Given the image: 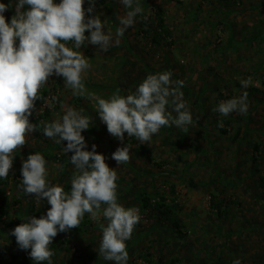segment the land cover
I'll list each match as a JSON object with an SVG mask.
<instances>
[{"label":"rangeland","instance_id":"374dc122","mask_svg":"<svg viewBox=\"0 0 264 264\" xmlns=\"http://www.w3.org/2000/svg\"><path fill=\"white\" fill-rule=\"evenodd\" d=\"M139 4L143 12L119 45L103 51L85 41L77 50L90 64L84 74L86 91L105 98L117 90L127 95L147 74L171 71L173 80L184 81L181 91L193 118L186 129L162 126L144 144L127 133L119 140L99 120L95 97L73 95L56 75L39 89L30 122L46 121L41 117L49 107L44 91L59 97L51 102L52 120L65 107L82 109L89 116V128L82 132L89 150L95 144L108 166L116 167L118 201L139 209L131 237L140 239L126 241L127 264H148L149 253L152 261L163 264H231L236 258L241 264H264V0H139ZM83 7H88V0ZM159 8L170 27L162 48L151 36ZM127 10L119 0H96L93 14L106 21V31L115 32L118 18ZM249 77L252 83L242 88L240 81ZM253 87L263 92L253 89L247 96V113L224 116L212 110L217 102ZM42 127L26 134L24 145L13 151L8 183L0 188V264H37L28 255L30 249L18 247L11 229L27 221L20 218L31 216L25 212L29 207L45 212L50 207L22 190V160L29 153L44 156L53 149L56 156L45 157L47 179L69 191L65 182H71L74 171L71 152L61 150L66 141L56 143L44 136ZM124 143L130 146L129 160L117 165L111 154ZM65 161L62 175L59 166ZM145 188L157 200L162 194L167 203L177 204L180 238L167 218L142 209L138 195ZM81 221L85 224L80 230L73 227L53 238L48 246L52 264H116L99 254L100 225L106 220L94 221L85 213Z\"/></svg>","mask_w":264,"mask_h":264},{"label":"clouds","instance_id":"9594fccd","mask_svg":"<svg viewBox=\"0 0 264 264\" xmlns=\"http://www.w3.org/2000/svg\"><path fill=\"white\" fill-rule=\"evenodd\" d=\"M119 2L128 10L118 18L112 32L105 30L106 21L99 13L93 14L96 0H88L87 8L83 7L85 0H15L14 15L7 20L4 13L9 3L0 0V179L9 174L13 151L24 145L26 134L41 130V124L44 136L56 143L66 141L61 150L71 152L69 160L74 168L70 190L65 191L62 185L47 179L46 160L40 152L29 153L22 160V190L37 203L46 200L50 207L39 218L30 216L16 225L11 235L20 249H30L28 255L37 264H52L49 244L58 232L77 227L85 213L94 221L101 217L106 220L100 225L99 254L116 264H127L126 241L140 220L137 207H125L118 201L116 167L108 166L95 144L89 150L82 132L89 128L90 118L82 109L65 107L63 114L51 122H30L35 102L40 99L39 89L50 76L62 77L64 87L75 96H94L99 120L109 134L122 141L127 133V137L144 144L162 126L171 124L184 130L193 119L181 91L184 81L173 80L171 71L147 74L127 95L117 90L105 98L86 91L84 74L90 64L77 51L81 44L87 41L103 51L119 45L135 17L143 12L139 0ZM251 83V77L240 81L242 88ZM248 107L244 91L217 102L212 110L227 116L233 112L245 114ZM217 126L222 127V122ZM129 153L130 146L124 143L111 158L118 165L129 160ZM59 167L62 170L63 166ZM231 264L241 261L236 258Z\"/></svg>","mask_w":264,"mask_h":264},{"label":"trees","instance_id":"16d2710c","mask_svg":"<svg viewBox=\"0 0 264 264\" xmlns=\"http://www.w3.org/2000/svg\"><path fill=\"white\" fill-rule=\"evenodd\" d=\"M150 19H151V17H150ZM150 19L149 20L147 19L146 23H149ZM154 20H155V25L151 28L152 40H154V42H156V44L160 45L161 48H162L164 46V42H163L164 38H166L167 35L170 34V27H168V25L165 23V12H164L163 8H159V9L156 10ZM69 44H71V42H69ZM253 89L256 90V91L263 92L262 89H260L258 87H253L247 93V96L253 91ZM49 94H50L49 92L44 91L43 100H44V98H47V96ZM58 99H59V97H56L55 100L58 101ZM50 114H51V108L50 107H45L43 109V113H42L41 117H45V120L47 122H51L52 119H51V115ZM36 122L40 123V120L37 119ZM40 126H42V124ZM221 129L225 131L224 128L221 127ZM141 149H143V150H140L143 153L145 148H141ZM47 156L55 157L56 153L53 152V149L50 150V148H49L48 152L44 151V157L47 158ZM67 164H68V162L65 161L62 164V166H63L62 170L60 168V171H61L62 175H64L66 170H67V166H68ZM8 180H9V174L5 178L0 179V188H2L3 185L7 184ZM70 186H71V184L69 183V181L65 182V187H66L67 190H70ZM172 191H174V190L172 189ZM6 198L7 197H5L3 201H5ZM138 198H139L138 200H141L140 203H141V207H142L143 210L157 212L159 217L163 216V217L168 219V222L171 224V226H173V227H175L177 229L176 230L177 231L176 239L180 238L183 235V230H182V227H181L182 225H181L180 219L178 218L177 211L175 210L177 204H175V203L174 204L167 203L166 197H164L162 194H161V198H159L157 200L156 199V194L152 193L147 188L143 189L142 192L139 193ZM3 204H4V202H3ZM212 205L213 206L214 205L217 206V208H218L220 213L223 212L218 207V204L212 203ZM0 206H2V205H0ZM224 211H226V210H224ZM25 212L27 214H30L31 216H36L37 218H39L42 214L46 213L45 211L34 209L33 206L29 207ZM20 220H27V219L25 217H22V218H20ZM84 224H85V222L81 221L80 224L77 227H74V229L75 230H80L79 228L82 227ZM167 231H168V229H167ZM168 233H169V231H168ZM131 239H132V241H138L140 239V237H137V238L136 237H131ZM147 256H149V257L146 258L148 264H163V262L156 263V262L152 261V255L150 253L147 254ZM169 264H172V263L169 262Z\"/></svg>","mask_w":264,"mask_h":264},{"label":"crops","instance_id":"0c3cea01","mask_svg":"<svg viewBox=\"0 0 264 264\" xmlns=\"http://www.w3.org/2000/svg\"><path fill=\"white\" fill-rule=\"evenodd\" d=\"M4 3H9V0H3ZM14 6V9H13ZM15 12V0H11L9 3V8L8 10L4 13L6 20L10 19L12 15H14Z\"/></svg>","mask_w":264,"mask_h":264},{"label":"built area","instance_id":"2783aa9c","mask_svg":"<svg viewBox=\"0 0 264 264\" xmlns=\"http://www.w3.org/2000/svg\"><path fill=\"white\" fill-rule=\"evenodd\" d=\"M47 98H49V104H51V102L53 101L52 99L55 98V95L54 94L53 95H48Z\"/></svg>","mask_w":264,"mask_h":264}]
</instances>
